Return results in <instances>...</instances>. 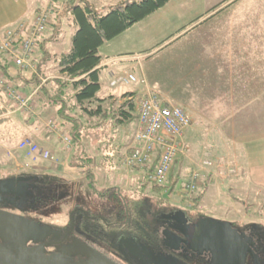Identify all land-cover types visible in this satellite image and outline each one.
Listing matches in <instances>:
<instances>
[{
  "label": "rangeland",
  "instance_id": "374dc122",
  "mask_svg": "<svg viewBox=\"0 0 264 264\" xmlns=\"http://www.w3.org/2000/svg\"><path fill=\"white\" fill-rule=\"evenodd\" d=\"M47 1L27 0L28 8L39 7L41 10H47L49 22H52L45 31L46 33H41L39 38H42L45 34L47 38L53 35V37L49 38L50 40H44L46 48L50 52L54 50L67 51L71 46V36L76 30L71 15L67 11L65 12L64 6L67 3H62V0H54L52 5H48L45 3ZM88 1L92 2L97 10L99 9L103 12L109 6L121 2V0ZM76 2V0H71L68 4L75 5ZM213 8H219V11L212 19L213 21L208 23L210 25L223 23L222 28L224 30H222V34H219L220 37L226 38V36H229L228 27L233 25V31L231 32L234 36L233 39L239 42V45L245 51H252L257 71V74L254 75L255 83L251 82V89H249L244 79L242 82L239 80L240 88H242L240 89L236 79L230 76L227 77L228 73H220V67H222L221 71L225 72L230 69L226 62L215 61L213 64L208 65V69L212 68L215 76H217L213 80H208L211 84L214 83L217 89V95H213L212 98H216V96L218 98L219 94H221L219 100L226 103L228 108L224 109V112L229 116L226 119L227 127L218 125L208 128V135H210L209 138L212 144L215 146L224 144L226 151L222 155L220 147L219 154H214L209 151V148L204 147V145L201 146L202 144L196 149L190 148L187 136L188 130L185 131L184 140L187 152L184 157L177 159L175 162L177 166L175 167V164L173 166L171 181H175L178 188L182 187L189 174L199 170L200 178L198 181L200 186L187 198L185 196L181 198L178 192L176 195V188L173 193L168 195H170L171 203L185 208L190 207L196 213L201 212L206 216L231 217L242 221L248 220L255 225L264 226V0H169L166 5L135 22L116 37L103 42L99 47V53L103 58H111L116 55H136L155 48L176 35L184 27L197 22ZM28 19L24 18L18 22L27 21ZM18 22L13 25L9 24L2 29L6 31L8 28L17 26ZM3 30L0 31V37H2ZM248 44L251 45V49ZM166 52L163 51L159 56L162 57L159 62L162 65L165 62L163 56L166 55ZM53 66L54 64L50 65V72L52 73L55 72V69L52 70ZM26 71L24 72L28 73ZM127 73L132 74L136 82H130L126 85H139L142 88L143 93H140L136 99L146 94V91H152L158 95L161 103L174 104L184 109L186 108L183 87L181 85L173 87L174 85H170L165 80L167 70L164 66H162L161 78H159L158 74L157 77L155 76L159 85L157 84L154 90L151 89L153 84L142 75L143 71L139 68L137 61L135 67L127 71ZM221 74L222 76L219 77ZM232 80H235V85L238 88L237 97H239L238 91H240L239 100L241 101L240 103L238 102L240 108L237 106V101L234 98L233 100L230 97L231 95L228 94L230 90L228 85ZM168 86H170L169 89H167ZM211 88L214 89V86ZM223 89L229 96L224 93ZM253 91L256 98H251V104L250 101L247 102L246 100L253 94ZM162 95L167 98H163ZM3 104L6 105L5 103ZM21 114L26 117L24 113ZM21 114L17 113L16 115L14 111L9 113L5 110V113L1 115V118L5 119L3 121L0 120V180L4 177L23 176L24 178L28 177L29 180L36 178L34 181L37 182L33 187L34 191L30 195H27L29 190L28 192L24 191L26 193L23 196L25 202L3 205L1 207L2 210L22 215L36 222L39 221L47 228L54 229L58 233L69 227L70 229L74 227V233L83 235L79 221L84 219V217H91L95 214L102 216L106 221L114 220V217L118 214L115 207L120 203V197H125L127 204L130 203L132 205H135V202L140 200L141 195L152 198L153 188L150 187L151 184L143 192H140V181H136L134 178L128 179L127 187L122 182L117 183V186H119L117 191L120 192L118 199L115 195L106 198L101 196L99 192L103 189V186L99 183L97 173L95 172L96 178L91 185L89 184V178L80 172V168L69 164L72 160L71 157L69 159V155L73 151L72 147L69 151L64 147L65 151L69 153L65 152L64 157L67 160H58V163L54 162V166L51 165V159L47 161L38 159L34 162L21 151L25 155L23 157V155L19 154V150L16 147L17 143L23 137H26L25 134L27 133V127L24 124L26 123L25 117ZM218 122L219 120L212 121L213 124ZM28 137L36 142L33 136L28 135ZM93 145H96L95 142L90 143L91 148ZM120 151L122 156L124 152L122 149ZM230 152L243 161L242 166L228 158ZM116 156H119V154L114 157L116 158ZM99 157H101L100 154ZM220 158H223L226 164L225 168H221V172L215 169L216 165L212 168L203 169L201 167L203 160L211 159L215 164V160ZM102 163L103 166L108 164L106 159ZM247 164H249L248 168ZM243 169L244 172H241ZM258 175L262 179L261 183L258 182ZM110 178L114 177L111 176ZM141 178L144 181V178ZM20 190V192H23L22 189ZM195 197H199L196 204L193 202ZM128 211L129 214H134L137 211L141 213L145 212V207L135 210L129 207ZM70 219L72 224H70ZM111 226H107L106 230L109 231L112 228ZM53 250L52 246L47 247L45 253L51 254Z\"/></svg>",
  "mask_w": 264,
  "mask_h": 264
},
{
  "label": "trees",
  "instance_id": "16d2710c",
  "mask_svg": "<svg viewBox=\"0 0 264 264\" xmlns=\"http://www.w3.org/2000/svg\"><path fill=\"white\" fill-rule=\"evenodd\" d=\"M67 1L71 0H63L62 3H67L64 6L65 12L71 15L76 28L71 36L69 50L50 52L44 44L46 39L39 38L41 35L39 34L36 37L34 51H39L40 56L38 59L32 57L36 70L29 71L16 67L9 56L0 52V75L4 77L6 83L17 88L19 86L16 85L15 79L19 81L21 79L25 84L32 85V89L37 88L33 102V108L37 113L35 117L39 116L44 122L54 121L58 123L61 130L70 134L73 151L69 155V159L70 157L72 159L69 164L80 168V172L89 178V184L92 185L96 178L97 162L102 163L109 157L105 151L110 149L116 151L126 145L129 125L136 116L138 118L137 104L132 97L125 99L123 103L116 104L105 102L110 97L100 95V69L104 59L99 53V47L103 42L111 40L135 22L166 5L169 0H121L120 3L109 6L105 12L97 10L88 0H76L75 5L68 4ZM51 64H54L52 68V70L55 69L54 73L50 72ZM25 70L28 73H25ZM43 78L45 80L42 82ZM3 106V102H0L1 121L5 119L1 118V115L5 113ZM25 120L30 119L25 117ZM92 142L96 145L91 148ZM96 153H98L97 156ZM117 154L119 156H116V159L119 162L122 156L120 151ZM152 166V164L149 166V170ZM173 168L162 186L155 184L150 186L144 182L145 180H140V192L150 186L153 188V196L148 198L141 195L137 203L141 202L140 205H144L148 199L153 200L154 203L164 202L163 193L168 189L170 193H173L176 188L177 195L182 187L178 188L175 181H171ZM143 173L144 178L146 172L143 171ZM116 191L117 188L106 187L99 194L101 193L100 195L105 198L112 195L118 197L120 192ZM180 195L182 198L183 195ZM198 198L193 199L194 204L197 203Z\"/></svg>",
  "mask_w": 264,
  "mask_h": 264
},
{
  "label": "crops",
  "instance_id": "0c3cea01",
  "mask_svg": "<svg viewBox=\"0 0 264 264\" xmlns=\"http://www.w3.org/2000/svg\"><path fill=\"white\" fill-rule=\"evenodd\" d=\"M53 1L54 0H48L45 3L52 5ZM38 9L40 8H28L27 0H0V31L3 30L2 28L7 27V25H13L24 18H29L27 20L29 22L33 19L34 15L41 10ZM218 11L219 8H213V10L205 14H208L207 16L203 15V17L197 20V22L191 23V25L188 27H184L179 32H177L176 35L170 37L165 43H162L155 48L146 50L136 55H116L112 56L111 58H103L102 56L104 61L101 64L100 69V95L103 97H110L105 102H115L116 104H120L123 103L127 98L132 97L134 100H136V97L140 95V93H143L142 88H140L139 85H119L111 87L109 80L112 74H124L127 71H130L135 67L137 61L139 68L143 71L142 75L153 84L151 89L154 90L156 89L155 87H157V84L159 85V82L156 81L155 76L157 77L158 74L159 78H161L162 66H164L167 70L165 80H167L170 85H174L173 87H178L181 85L184 90V102L186 107L185 112L188 113L192 119V124L189 129H187L189 147L196 149V147L202 144L201 146L204 145V147L209 148V151L213 152L214 154H219L221 147V153L223 155L224 151H226V146L224 144L221 146H215L212 144L209 138L210 135H208V128L216 127L218 125L227 127L228 123L226 119L229 116L226 115L224 109H227L228 107L226 103L219 100L221 94H219L218 98L217 96L216 98H212L213 95H217V89L215 84H211L208 82V80H213L217 76H215L212 68L208 69V65L213 64L215 61L226 62V64L230 66V69L225 72L221 71L222 67H220L219 71L222 74L228 73L227 77L230 76L236 79L238 88H240V81L242 82L244 79V82L247 83L249 89H251L250 84L251 82L255 83L254 75L257 74V71L256 63L253 61L252 51H245L243 48H241V45H239L240 43L233 39L234 36L231 34L233 31V25L228 27V35H230L226 36V38H221L219 34L223 33V23H214L213 25L208 23L213 21L212 19H214L216 14H218ZM45 35L42 37L46 40H49L45 37ZM50 37H53V35ZM163 51L167 52L166 55L163 56L165 58V62L162 65L159 63L162 57L159 56L160 53H163ZM39 56V51H36L33 55V58H39ZM222 74L219 77H221ZM15 81L17 82L16 85L19 86L20 91L22 90L24 93L32 91V85L28 83L25 84L21 79L20 81L15 79ZM254 83H252V85H254ZM212 86H214V89L211 88ZM228 86L230 88L228 94L231 95L230 97L232 99L234 98L237 101L238 106V102L240 103L241 101L239 100L240 91H238L239 97H237L236 93L238 88L235 85V80H232ZM169 88L170 86H168L167 89ZM224 93L226 94L225 90ZM233 93L234 95H232ZM162 96L163 98H167L164 95ZM251 98H256L254 91L253 94L250 95L249 99L246 100L247 102L250 101L252 104ZM5 99V96L0 94V102L4 103ZM233 105L235 106V104ZM3 107L5 110H7L10 106L4 105ZM238 107L240 108V106ZM14 112L16 115L17 113H20L18 111ZM218 120V123H212V121ZM25 122L26 123L24 124L27 127V133L25 136H33L36 139L35 141L39 143L40 147L44 149L47 148L53 154L54 159L52 160L51 165L54 166V162L58 163V160H67V158L64 157L67 152L64 149L63 143L60 142L58 138L54 137V135L50 132L44 131V120L37 116L33 117L29 121L25 120ZM136 122L137 116L135 120L129 125L130 130L129 134L126 136V145L120 148L124 152L122 158L130 154L133 148L137 147V143L134 139ZM36 126H38V130L34 129ZM222 146L225 150L222 149ZM120 149L116 151L112 149L105 151L109 156L106 158V162L108 163L107 165L103 166L101 162H97L98 166L96 173L99 177V183L101 186H103V188H119V186H117V183L119 182H122L123 185H126L127 187L129 178H134L136 181H140L142 179L141 177L144 176L143 170L141 168H126L122 162V158L119 162L117 161L114 156L118 151H120ZM19 154L23 155L20 150ZM24 156L25 155H23V157ZM228 158L242 166L241 164L243 161L235 157L232 152H230ZM176 166L177 165L175 164V167ZM248 167L249 164H247V168ZM241 172H244V169L241 170ZM111 176L114 178H110ZM261 180L262 179L258 175V182L261 183Z\"/></svg>",
  "mask_w": 264,
  "mask_h": 264
},
{
  "label": "flooded vegetation",
  "instance_id": "af4514ba",
  "mask_svg": "<svg viewBox=\"0 0 264 264\" xmlns=\"http://www.w3.org/2000/svg\"><path fill=\"white\" fill-rule=\"evenodd\" d=\"M14 178V186L13 182L0 186V199L10 196L12 205L25 202L24 191L29 190L30 195L37 182L36 178ZM169 197L161 203L148 199L144 205L137 201L135 205L127 204V199L120 197L114 220L106 221L95 214L79 221L83 235L74 233L73 226L58 233L34 221L39 227L25 246H52V252L62 249L61 257L69 262L94 259L100 264H264V226L196 213L190 207L171 203ZM3 205L11 204L2 200L0 208ZM129 207H145V212L129 214ZM110 225L112 228L106 230ZM0 244L12 242L0 239Z\"/></svg>",
  "mask_w": 264,
  "mask_h": 264
},
{
  "label": "built area",
  "instance_id": "2783aa9c",
  "mask_svg": "<svg viewBox=\"0 0 264 264\" xmlns=\"http://www.w3.org/2000/svg\"><path fill=\"white\" fill-rule=\"evenodd\" d=\"M49 14L47 10H41L34 15L33 19L20 21L18 25L8 28L0 37V52L11 58V62L16 67H21L29 71H35L36 65L32 62L34 54V44L36 37L43 32L48 25ZM45 80L43 78L42 82ZM110 86L126 85L136 82L130 73L112 74ZM37 88L28 93L20 91L10 83H6L4 77L0 75V94L5 96L4 103L9 105L7 112L18 111L24 113L27 118L36 116L33 102ZM137 104V122L134 139L137 147L132 152L122 158L126 168H141L146 172L144 177L148 184L162 186L169 178L170 171L177 159L184 157L187 148L184 133L191 126L192 119L185 109L178 105H166L161 103L158 95L152 91H146L141 97L135 100ZM44 131H48L63 143L66 150L73 146L72 137L61 130L58 123L47 120L43 124ZM38 130V126L34 128ZM18 149L34 162L40 160H53V154L46 148L34 142L30 137H23L18 143ZM203 160L201 167L208 168L215 166L216 170L222 171L226 164L223 158L215 160ZM153 165L151 170L149 166ZM199 170L189 174L184 182V186L178 191L187 197L194 193L200 186ZM181 191V192H180Z\"/></svg>",
  "mask_w": 264,
  "mask_h": 264
},
{
  "label": "water",
  "instance_id": "95a60500",
  "mask_svg": "<svg viewBox=\"0 0 264 264\" xmlns=\"http://www.w3.org/2000/svg\"><path fill=\"white\" fill-rule=\"evenodd\" d=\"M14 179V176L13 178H3L0 180V186L10 182H13L14 186ZM169 192L170 190H167V192L163 193L164 197L167 198ZM2 200L9 202L11 205L13 204L10 196L0 199V202ZM205 220L209 219H204L203 221ZM38 227V223L0 208V239L12 242L11 245L3 246L0 244V264H100L94 259L74 262L66 261L61 257L62 249L47 254L43 246L26 247L25 243L31 238L34 239L32 232ZM105 264L113 263L105 261Z\"/></svg>",
  "mask_w": 264,
  "mask_h": 264
}]
</instances>
